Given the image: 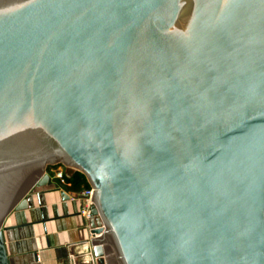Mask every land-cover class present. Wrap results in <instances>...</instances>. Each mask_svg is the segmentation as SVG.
<instances>
[{
	"label": "water",
	"instance_id": "water-1",
	"mask_svg": "<svg viewBox=\"0 0 264 264\" xmlns=\"http://www.w3.org/2000/svg\"><path fill=\"white\" fill-rule=\"evenodd\" d=\"M59 164L95 264H264V0H0V264Z\"/></svg>",
	"mask_w": 264,
	"mask_h": 264
},
{
	"label": "crops",
	"instance_id": "crops-1",
	"mask_svg": "<svg viewBox=\"0 0 264 264\" xmlns=\"http://www.w3.org/2000/svg\"><path fill=\"white\" fill-rule=\"evenodd\" d=\"M65 177L74 170L61 168ZM52 182L65 190L63 201L57 191L34 188L26 210L11 212L2 226L8 264H95L92 245L87 241L86 217L82 214L83 187L62 185L49 172ZM106 264H115L111 249Z\"/></svg>",
	"mask_w": 264,
	"mask_h": 264
},
{
	"label": "built area",
	"instance_id": "built-area-1",
	"mask_svg": "<svg viewBox=\"0 0 264 264\" xmlns=\"http://www.w3.org/2000/svg\"><path fill=\"white\" fill-rule=\"evenodd\" d=\"M53 176L62 185H68L69 184L65 180V175H64V172L61 168H57V169L53 170ZM81 194L84 196L81 212L87 218L88 213H89V208L93 204V201L91 200L92 188L89 186L87 188H84L83 190H81Z\"/></svg>",
	"mask_w": 264,
	"mask_h": 264
},
{
	"label": "trees",
	"instance_id": "trees-1",
	"mask_svg": "<svg viewBox=\"0 0 264 264\" xmlns=\"http://www.w3.org/2000/svg\"><path fill=\"white\" fill-rule=\"evenodd\" d=\"M65 180L70 184V187L74 190H79L80 187L87 188L89 185L83 175L74 171L70 177H65Z\"/></svg>",
	"mask_w": 264,
	"mask_h": 264
},
{
	"label": "rangeland",
	"instance_id": "rangeland-1",
	"mask_svg": "<svg viewBox=\"0 0 264 264\" xmlns=\"http://www.w3.org/2000/svg\"><path fill=\"white\" fill-rule=\"evenodd\" d=\"M60 166H58V168H65V166L64 165H62V164H59ZM82 190H83V188H82ZM28 197H31V193L28 195Z\"/></svg>",
	"mask_w": 264,
	"mask_h": 264
}]
</instances>
